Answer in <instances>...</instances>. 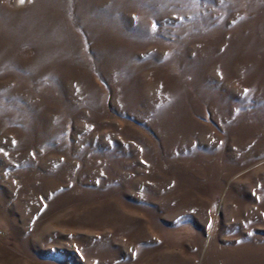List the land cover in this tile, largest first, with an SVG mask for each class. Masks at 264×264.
<instances>
[{"label":"rangeland","instance_id":"374dc122","mask_svg":"<svg viewBox=\"0 0 264 264\" xmlns=\"http://www.w3.org/2000/svg\"><path fill=\"white\" fill-rule=\"evenodd\" d=\"M0 264H264V0H0Z\"/></svg>","mask_w":264,"mask_h":264},{"label":"snow or ice","instance_id":"6c2138e0","mask_svg":"<svg viewBox=\"0 0 264 264\" xmlns=\"http://www.w3.org/2000/svg\"><path fill=\"white\" fill-rule=\"evenodd\" d=\"M21 2L23 3V0H21ZM247 91V90H246Z\"/></svg>","mask_w":264,"mask_h":264}]
</instances>
